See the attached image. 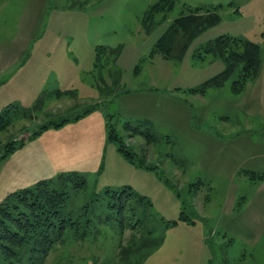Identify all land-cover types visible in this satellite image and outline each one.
I'll return each mask as SVG.
<instances>
[{
  "label": "rangeland",
  "instance_id": "1",
  "mask_svg": "<svg viewBox=\"0 0 264 264\" xmlns=\"http://www.w3.org/2000/svg\"><path fill=\"white\" fill-rule=\"evenodd\" d=\"M155 1L0 0V83L27 61L42 33L41 45L56 49L43 54L42 72L30 66L0 87V110L11 106L0 153L25 141L0 158V203L59 175L85 180L83 188L67 182L62 212L74 224L41 264H264V214L256 213L264 182L242 173L264 172V66L240 94L230 88L235 75L202 94L188 90L224 68L211 55L192 56L218 35L259 43L264 61V0H177L146 30L141 19ZM186 7H217L221 21L181 60L163 58L155 43ZM107 121L154 166L125 158L108 139ZM125 185L149 201L131 200L126 227L105 193ZM231 203L233 216L226 214ZM181 212L204 227L201 236L185 226L190 221L167 226Z\"/></svg>",
  "mask_w": 264,
  "mask_h": 264
},
{
  "label": "trees",
  "instance_id": "2",
  "mask_svg": "<svg viewBox=\"0 0 264 264\" xmlns=\"http://www.w3.org/2000/svg\"><path fill=\"white\" fill-rule=\"evenodd\" d=\"M176 1L156 0L149 5L141 19L145 29L148 30L151 27V23L157 14L161 15L160 21L165 20ZM220 21L221 16L217 11V7H186V13L182 12L174 18L159 36L153 52L160 53L166 59L181 60L191 43L204 31L219 24ZM262 35L264 36V32ZM261 52L259 43L252 40L229 34L216 36L201 47L194 49L192 56L203 59L205 56L211 55L220 59L224 64V68L198 86L188 90L192 93L202 94L210 88L224 86L226 81L235 75L230 84L231 91L237 94L242 93L246 85L255 80L260 74ZM55 92L58 95L62 94L59 89ZM42 100L43 98L40 96L37 102ZM13 106L18 107L17 105ZM9 110H11L9 105L0 110V131L6 129L11 123L8 118ZM90 110L86 109L84 113ZM19 112L23 117L28 113L26 110H19ZM79 117L80 114L63 118L58 122L50 121L30 135L28 139L36 136L50 125L56 127L64 121ZM106 124L108 139L117 142L118 151L125 158L131 163L138 162L140 165L146 164L147 167L154 166L148 164L144 159L138 158L137 154L128 148L122 138L116 134L111 123L107 121ZM125 127L126 129L131 128L127 122ZM136 131L138 132V130ZM24 142L22 140L17 144L7 143L3 152L0 153V158L22 146ZM242 173L248 181L254 183L264 182V172L244 170ZM73 176L59 175L57 180L38 181L33 188L18 189L5 196L0 203V264H41L43 262L48 253L62 239L66 227L74 224L62 212L68 198V192L65 188L68 181H72L77 188H83L85 180L78 175ZM105 193L108 199V207L115 209L114 213L118 215L119 223L125 227V218L134 214V206L131 204L132 199L142 204H149L144 196L137 195L128 185L118 189L106 188ZM178 221L194 223L184 212H181L178 219L171 220L167 226H170V224L177 225Z\"/></svg>",
  "mask_w": 264,
  "mask_h": 264
},
{
  "label": "crops",
  "instance_id": "3",
  "mask_svg": "<svg viewBox=\"0 0 264 264\" xmlns=\"http://www.w3.org/2000/svg\"><path fill=\"white\" fill-rule=\"evenodd\" d=\"M204 32L202 34H204ZM202 34H200L197 38H199L200 36H202ZM43 38H44V35L42 33L41 36H38V39L36 40V42L38 41V44L33 47V51L31 53V55L28 57L27 61L25 59L24 62L21 65L18 66L17 71L14 72L12 75H9V74L5 75V80H2V83H0V87H4V86H7L8 87L12 79L16 78L19 74H21L25 70H28V68L30 66L31 67H33V66L34 67L35 66L41 67L40 68V72H42V69H43L42 68V65H44V64H42V62H43V54L44 55H48L50 53H56V49L53 48V47H51V46H49L48 44L47 45H45V44L41 45L44 42V40H45ZM261 55H262V52H261ZM38 59H39V61L36 62V60H38ZM262 59H263V57H262ZM263 66H264V61L262 60L261 72L263 70ZM37 70H39V69H36V71ZM56 88H58V86ZM56 88H53V89H56ZM128 106H129V108H132L131 101H130V104ZM104 126H105V122H104ZM47 131H49V129ZM213 137H214V135H213ZM221 137L230 138V137L225 136V135L224 136H221ZM104 138H105V134H104ZM222 140L227 141V139H223V138H222ZM221 146H224V145L221 144ZM257 196L262 199V200L259 201L258 211H256V213L259 216L260 214L261 215L264 214V188H262V189H260L258 191ZM226 214H229L230 216H233L234 215V208H233V204L232 203L228 207V209L226 208ZM184 224H185V226H187V228H194V230L199 231L200 232V236L202 235L204 227L201 226V225H198L196 223V221L193 224H187V223H184ZM242 225L249 226L248 224H242ZM235 226H237V225L235 224ZM227 228L229 229L230 227H227ZM261 228L264 231V225H262ZM257 230H260V228L257 229Z\"/></svg>",
  "mask_w": 264,
  "mask_h": 264
},
{
  "label": "bare ground",
  "instance_id": "4",
  "mask_svg": "<svg viewBox=\"0 0 264 264\" xmlns=\"http://www.w3.org/2000/svg\"><path fill=\"white\" fill-rule=\"evenodd\" d=\"M198 16V15H197ZM158 27V26H157ZM150 34V33H149ZM193 46V45H192ZM214 80V79H213ZM106 120V119H105ZM32 122V121H31Z\"/></svg>",
  "mask_w": 264,
  "mask_h": 264
}]
</instances>
